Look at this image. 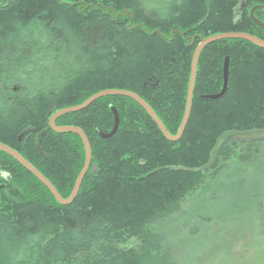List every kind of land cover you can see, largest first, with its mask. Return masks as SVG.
I'll use <instances>...</instances> for the list:
<instances>
[{"label":"trees","instance_id":"trees-1","mask_svg":"<svg viewBox=\"0 0 264 264\" xmlns=\"http://www.w3.org/2000/svg\"><path fill=\"white\" fill-rule=\"evenodd\" d=\"M256 6L264 0H161L157 7L145 0H0V144L69 199L85 148L78 135L55 133L52 117L101 92L125 91L176 136L197 47L229 33L264 41L250 19ZM254 16L264 24V11ZM226 61L227 93L210 100L223 90ZM114 111L119 129L104 139ZM56 126L86 134L91 169L75 201L62 206L0 151V264H196L193 255L207 243L216 251L208 264H240L226 235L246 227L264 264V137L231 136L264 131V49L222 40L201 53L190 119L177 142L125 97L99 99ZM245 176H256L254 191L246 193ZM240 191L244 198L231 197ZM230 202L228 215L216 211ZM190 208L185 225L175 221ZM173 220L174 241L167 232ZM216 220L226 228L213 233Z\"/></svg>","mask_w":264,"mask_h":264},{"label":"water","instance_id":"water-1","mask_svg":"<svg viewBox=\"0 0 264 264\" xmlns=\"http://www.w3.org/2000/svg\"><path fill=\"white\" fill-rule=\"evenodd\" d=\"M261 10L264 11L263 6H256L250 11V19L251 21L264 29V24L260 22L256 17L254 16L255 11ZM222 40H242L249 42L251 44L256 45L257 47L264 49V41L248 35V34H242V33H229V34H222V35H217L213 36L209 39L204 40L203 42L200 43V45L197 47L194 57H193V63H192V72H191V78H190V84H189V90H188V98H187V106H186V112L185 116L182 122V125L180 127V130L176 136H172L168 133L166 130L165 126L162 124V122L158 119L154 111L150 108V106L143 101L138 95L131 93V92H125V91H106V92H101L90 99H88L85 103H83L80 106H76L73 108H69L60 112H57L52 119L50 120V128L55 132L59 134H64V133H74L78 135L84 145L85 148V154H86V162L85 166L80 173V175L77 178L73 193L69 199H64L60 196V194L56 191L55 187L38 171L36 170L30 163H28L20 154H18L16 151L12 150L11 148L1 145L0 144V151L7 153L11 157H13L19 164H21L24 168H26L34 177H36L52 194V196L55 198V200L62 206H69L71 205L75 199L77 198L82 183L84 182L87 174L89 173L91 169V164H92V152H91V146L90 143L86 137V134L79 128L76 127H57L56 126V121L65 115L71 114V113H77L84 111L88 109L94 102H96L99 99L105 98V97H125L132 99L135 101L137 104H139L145 112L150 116V118L154 121V123L158 126V128L161 130L163 133L164 137L169 141V142H177L179 141L186 130V127L188 125L190 115H191V110H192V102H193V95H194V88H195V82H196V76H197V68H198V61L200 58L201 53L210 45L222 41ZM228 81H229V62L226 61L225 67H224V87L223 90L220 94L216 96H211L209 97L210 100H219L225 96L227 93V88H228ZM114 117H115V125L113 131L109 135H102L104 139H110L113 137L120 126V118L117 113V111H114ZM39 153L42 156H45L40 145L37 147ZM97 168L94 167L93 173H96ZM9 181V179H8Z\"/></svg>","mask_w":264,"mask_h":264},{"label":"rangeland","instance_id":"rangeland-1","mask_svg":"<svg viewBox=\"0 0 264 264\" xmlns=\"http://www.w3.org/2000/svg\"><path fill=\"white\" fill-rule=\"evenodd\" d=\"M145 1L149 7H157L161 0H145ZM228 136L230 135H226L220 140L219 145H218L219 147L223 144V142L226 140ZM231 136L237 140H242V139L249 140V139L264 137V131L263 132H251L247 134H233ZM242 178L245 179V181L247 182V185L245 186L246 193L254 191V187L252 184L254 183L253 178H256V176H253V178L245 176L239 179H242ZM226 189L230 190L229 187H227ZM232 194L234 195V196L233 195L231 196L232 198H234L236 194L238 195V197L239 196L241 198L245 197V195L244 197L241 196L242 191H240L239 193L233 192ZM225 198L226 197H224L223 199ZM227 199L229 198H226V200ZM231 203L232 202L228 204L218 205L216 206L215 209L222 216L228 215L227 208L231 205ZM236 205H240V204L237 203ZM199 206H200L199 213L200 214L206 213L205 212L206 208L203 206V204H200ZM191 212H192V209L190 208L189 211H187V213L184 216H182V218H180L179 221L178 220H175V221L180 222L181 224L185 225L184 219L185 217L189 216ZM225 225L226 224L224 223L223 220H216L214 221L213 228L211 229V231L213 233H217L222 227L226 228ZM179 227H181V225H179ZM167 232L170 234V237H172V241H174V220L172 221V223L168 225ZM226 238L228 239V246L231 248V252L234 253V255L239 257L240 264H259L261 260H260L258 250L255 247V243H254L255 237L252 234L251 229L249 227L244 228L240 232H238L235 229H232L229 232H227ZM203 248H204L203 250L200 249L196 251L195 254L193 255V259L194 261L196 260V264H208L212 260L213 256L215 255L214 253L216 251L212 252L211 243L204 244ZM188 261L189 260L185 259L182 264H189Z\"/></svg>","mask_w":264,"mask_h":264},{"label":"flooded vegetation","instance_id":"flooded-vegetation-1","mask_svg":"<svg viewBox=\"0 0 264 264\" xmlns=\"http://www.w3.org/2000/svg\"><path fill=\"white\" fill-rule=\"evenodd\" d=\"M263 12V11H262ZM263 29V28H262Z\"/></svg>","mask_w":264,"mask_h":264}]
</instances>
